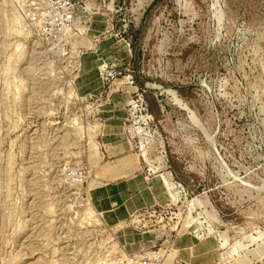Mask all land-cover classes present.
<instances>
[{"label":"rangeland","instance_id":"rangeland-1","mask_svg":"<svg viewBox=\"0 0 264 264\" xmlns=\"http://www.w3.org/2000/svg\"><path fill=\"white\" fill-rule=\"evenodd\" d=\"M59 1L0 0V264H264V0Z\"/></svg>","mask_w":264,"mask_h":264},{"label":"built area","instance_id":"built-area-1","mask_svg":"<svg viewBox=\"0 0 264 264\" xmlns=\"http://www.w3.org/2000/svg\"><path fill=\"white\" fill-rule=\"evenodd\" d=\"M59 11L53 14L50 19L51 23L62 28L66 26L72 19V3L71 0H60L58 4ZM46 27H44L45 29Z\"/></svg>","mask_w":264,"mask_h":264}]
</instances>
